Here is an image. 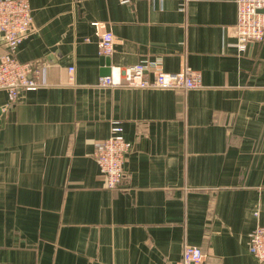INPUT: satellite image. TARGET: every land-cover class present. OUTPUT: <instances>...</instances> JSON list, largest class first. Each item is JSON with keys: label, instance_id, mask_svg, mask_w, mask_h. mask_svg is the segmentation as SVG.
Returning a JSON list of instances; mask_svg holds the SVG:
<instances>
[{"label": "crops", "instance_id": "crops-1", "mask_svg": "<svg viewBox=\"0 0 264 264\" xmlns=\"http://www.w3.org/2000/svg\"><path fill=\"white\" fill-rule=\"evenodd\" d=\"M29 2L17 57L42 83L0 89V264H177L189 243L204 264H263L249 233L264 224V38L238 49L236 1ZM138 62L203 85L98 84ZM114 119L134 145L109 188L94 152Z\"/></svg>", "mask_w": 264, "mask_h": 264}, {"label": "built area", "instance_id": "built-area-1", "mask_svg": "<svg viewBox=\"0 0 264 264\" xmlns=\"http://www.w3.org/2000/svg\"><path fill=\"white\" fill-rule=\"evenodd\" d=\"M120 1L131 3L133 0ZM235 1L237 46L240 51H245L249 45L264 38V0ZM33 28L29 0H0V32L6 44V52L0 58V89L8 90L10 100L16 99L20 90L35 89L42 83L37 77L35 64L23 62L17 57L20 44ZM114 44L113 33L105 32L99 42V53L110 56ZM70 70L74 71V66ZM98 84L104 87L190 89L203 85V75L200 70L189 66L177 72L158 70L149 75L148 63L138 62L114 67L109 74L99 78ZM133 145L126 138L123 125L116 119L112 120L110 135L96 143L94 155L109 188H115L125 176L124 164ZM249 250L264 264V224L257 225L249 233ZM204 255L201 246L189 243L184 246L182 258L177 264H204Z\"/></svg>", "mask_w": 264, "mask_h": 264}, {"label": "water", "instance_id": "water-1", "mask_svg": "<svg viewBox=\"0 0 264 264\" xmlns=\"http://www.w3.org/2000/svg\"><path fill=\"white\" fill-rule=\"evenodd\" d=\"M104 58L106 59V62H107V63H110V56H105ZM108 74H109V73H108ZM105 75H107V74H105Z\"/></svg>", "mask_w": 264, "mask_h": 264}]
</instances>
